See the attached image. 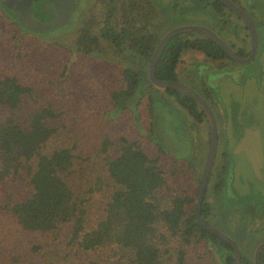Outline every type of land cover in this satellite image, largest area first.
Listing matches in <instances>:
<instances>
[{
    "label": "trees",
    "instance_id": "trees-1",
    "mask_svg": "<svg viewBox=\"0 0 264 264\" xmlns=\"http://www.w3.org/2000/svg\"><path fill=\"white\" fill-rule=\"evenodd\" d=\"M203 1L228 24L229 8ZM164 5L92 0L66 42L27 28L0 0V264H232L231 245L196 220L199 169L154 137L150 99L129 101L145 74L152 83ZM186 49L228 57L201 33L182 32L155 75L176 79ZM164 88L206 121L192 97ZM239 247L240 264H254L255 246Z\"/></svg>",
    "mask_w": 264,
    "mask_h": 264
},
{
    "label": "rangeland",
    "instance_id": "rangeland-1",
    "mask_svg": "<svg viewBox=\"0 0 264 264\" xmlns=\"http://www.w3.org/2000/svg\"><path fill=\"white\" fill-rule=\"evenodd\" d=\"M65 1L70 6L68 20L43 31L54 40L73 42L79 25L88 15L92 0ZM156 2L165 4L164 12L160 11V16L156 17L159 33L189 23L217 27V20L211 18V8L203 5V0H196L195 3L187 0ZM43 14L49 19L53 16L49 10H43ZM227 20L230 22L228 16ZM258 31L261 41L253 59L245 62L227 57L213 59L199 50L186 49L176 67V79L193 85L200 92L205 87L197 81L196 76L207 80L206 85L210 89L206 88V92L217 103L216 109L222 112L218 118L220 140L215 166L221 161L223 149L226 169L220 190L214 191L213 182L210 181L206 201L217 227L249 250L264 241V164L262 177H259L244 152L235 149L246 129L257 128L264 156V28L261 30L259 27ZM224 36L228 38V33L224 32ZM145 76L129 101L134 102L139 95H142V100L150 99L154 137L165 149L193 161L202 172L208 123L195 120L172 93L163 86L150 83ZM223 135L225 138H222Z\"/></svg>",
    "mask_w": 264,
    "mask_h": 264
},
{
    "label": "water",
    "instance_id": "water-1",
    "mask_svg": "<svg viewBox=\"0 0 264 264\" xmlns=\"http://www.w3.org/2000/svg\"><path fill=\"white\" fill-rule=\"evenodd\" d=\"M219 1L222 2L227 8L235 12L247 25L251 37V46L248 54L241 55L237 53L221 36L217 34L213 28L208 25L197 23L177 25L165 31L160 37L148 61V77L151 82L156 85L170 87L172 89L184 92L185 94L192 97L206 116L209 127V142L200 176L198 195L196 198V220L202 228L227 241L233 249L232 264H240L241 250L236 240H234L229 234L224 232L216 225L207 221L201 213L205 191L218 147V127L215 113L208 101L193 86L177 79H162L157 77L154 73L155 64L158 61L167 42L174 35L187 31L201 33L202 35L213 40L224 50L228 57L237 62L248 61L254 56L257 49L258 37L253 17L247 10L236 4L233 0ZM3 2L14 10L19 21L27 28L45 30L52 25L65 23L70 16V6L65 0H22L20 2H18V0H3ZM43 10L51 11L53 16L50 17V19L47 18L43 14ZM235 150L237 152H244L255 174H257L259 177H262L260 168L262 164L263 153L259 130L257 128L246 129L239 142L236 144ZM262 249H264V241L258 243L254 248V264H261L260 253Z\"/></svg>",
    "mask_w": 264,
    "mask_h": 264
},
{
    "label": "flooded vegetation",
    "instance_id": "flooded-vegetation-1",
    "mask_svg": "<svg viewBox=\"0 0 264 264\" xmlns=\"http://www.w3.org/2000/svg\"><path fill=\"white\" fill-rule=\"evenodd\" d=\"M233 1L236 4H238L239 6L243 7L245 10H247L251 14V16L253 17L255 25H256V30H257V37H258L257 47H258V43L261 41L260 38H259L258 29H259V27H261V30H262V28H264V0H260L259 1L258 8H256V9L248 7L247 4L244 3L242 0H233ZM258 14H259L260 18L258 16ZM227 15L230 18V22H228L227 25L221 26L218 21H215V23L217 24V27L211 25V28H213L217 32V34L219 36H221L237 53H239V51H240L242 53H245V54H241V55L248 54V52L250 50V46H251V37H250V33H249L247 25L232 10L229 11ZM224 32L228 33V38H225ZM255 54H256V52H255ZM255 54H254V56H255ZM254 56L251 59H253ZM197 81L199 83H201L203 85V87H205V88H203L202 92H200L193 85H191V86H193L208 101L209 105L211 106V108L213 109V111L215 113L216 121H217V127H218V118H219V116L221 115L222 112H220V110L216 109L217 103L214 100H212L210 98L211 96L206 92V88H209L206 85L207 84V80L203 81V79L200 76H198L197 77ZM205 119H206V116H205ZM195 120H197V119H195ZM206 122H207V119H206ZM218 130H219V127H218ZM223 137L225 138V135H223L222 138ZM226 138H228V137L226 136ZM219 140H220V136H219V132H218V145H219ZM224 151H223V149L221 150V161L216 164L217 166L218 165L221 166V164L224 163L223 161H225V157H223L224 156V153H223ZM240 152H242V151H240ZM262 153H263V151H262ZM216 157H215V161H216ZM215 161H214L213 167L215 166ZM263 164H264V156L262 158V164H261V168L260 169L263 168ZM212 171H213V168H212ZM212 171H211V174H210V177H209V180H208V184H207V188H206V191H205V195H204V200L205 201H206V193H207V190H208V186L210 185V181L212 180V182H213L214 177H215V175H212ZM200 176H201V172H200ZM215 179H217V178H215ZM212 182H211V184H212ZM198 188H199V186H198ZM225 197H226V195H225ZM207 204H208V202H207ZM202 215L207 221H209L210 223H212V224L217 226V224L212 221L214 219L211 217V215L209 213V210L205 214H202Z\"/></svg>",
    "mask_w": 264,
    "mask_h": 264
},
{
    "label": "crops",
    "instance_id": "crops-1",
    "mask_svg": "<svg viewBox=\"0 0 264 264\" xmlns=\"http://www.w3.org/2000/svg\"><path fill=\"white\" fill-rule=\"evenodd\" d=\"M244 3H246L247 4V6L248 7H251V8H253V9H256V8H258V3H259V1L260 0H242ZM258 16H259V14H258ZM211 18L214 20V17H213V11H211ZM259 18H260V16H259ZM207 25V24H206ZM210 27H211V25H210ZM200 51V50H199ZM203 53V52H202ZM204 54V53H203ZM205 55V54H204ZM179 61H180V59H179ZM179 63V62H178ZM196 78H197V76H196ZM199 121H203V120H199ZM205 141H206V139H205ZM204 141V142H205Z\"/></svg>",
    "mask_w": 264,
    "mask_h": 264
}]
</instances>
